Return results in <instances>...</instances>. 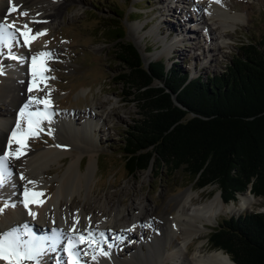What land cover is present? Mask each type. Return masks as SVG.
Returning a JSON list of instances; mask_svg holds the SVG:
<instances>
[{"label":"rangeland","instance_id":"374dc122","mask_svg":"<svg viewBox=\"0 0 264 264\" xmlns=\"http://www.w3.org/2000/svg\"><path fill=\"white\" fill-rule=\"evenodd\" d=\"M189 1L190 3H186L185 0H56L57 6L54 7L55 0H44V6L51 10L55 8L56 18L44 28L46 32L39 30L40 26L35 27L30 24L31 35L42 32L34 39L42 38L44 47L51 53L44 68L46 81L40 83L39 88L43 89L45 85H50L49 90L53 94V112L75 113L77 124L83 123L85 120L83 113L91 107H96V111L103 113L102 118L108 114L106 119L104 118L106 121L103 120L104 123L99 121L91 132L92 152L97 162L96 173L91 183V187L97 189V193L93 195L99 197L105 191L113 192L116 196H123L125 205L133 200L138 201L140 197L153 208L151 219L147 217L148 223L142 224L146 236L140 234L137 227H130L134 234L131 237L119 238L115 243L120 250L118 257L122 259H126L132 251H140L141 245L143 250L147 251L145 240L151 238L154 230L160 231L162 228L160 215L164 212L168 214L175 212L172 197L188 187L200 189L209 186L210 189H205L193 199L194 202H199L211 198L216 191L220 196V190L215 184L197 188L195 184L188 182V177L182 168L172 171L165 164L159 172L149 166L133 174L127 173L121 150L124 131L141 115L134 95L128 94V88L115 79L118 73L123 71L121 70L123 65L115 57V42L105 37L106 23L115 21L122 26L125 29V39L132 41L138 47L145 62L162 58L168 67L172 61H176L184 70L189 71L191 76L203 77L222 72L224 64L239 51V46L243 42L257 41L264 34V0H219L241 15L240 22L228 26L222 33L224 36L221 35L222 29L217 22L215 26L218 27L212 32L210 30V34L202 24L196 23L197 14L204 12L206 16L207 9L200 7L205 6L208 0ZM15 5L14 14L17 18L10 13L8 17L20 25L26 22L30 13L24 8L20 9L18 4ZM22 10L26 11L27 15H19ZM114 10L123 12V19L116 16ZM131 17L134 19L128 20ZM206 21L212 22L208 16ZM208 35L214 39L211 40ZM19 38L15 32L10 47L0 46V65H3V69L7 59L20 64L22 59L18 52L22 42ZM209 47H213V50H209ZM8 52L18 59L10 58ZM205 56L208 58L205 59ZM43 94L46 95L47 92H43L40 96ZM39 100L43 101V97H39ZM37 104L43 107L42 102ZM7 107L6 102H0V111H4ZM51 127L50 122H45L42 131L25 136L26 143L33 148L49 145L54 141ZM27 130L28 122L23 115L20 117L19 131ZM68 159L67 156L66 160ZM81 159L83 169L88 161V155L85 153ZM67 161L50 164L45 174L50 188H55L56 177L61 174ZM9 178L13 177L9 176ZM85 189V187L81 188V197ZM243 193L249 192L246 190ZM5 194L0 191V215L11 207L8 199L5 198L10 197ZM74 195L81 201L76 192L73 193ZM258 198L251 207L239 213L218 216L217 223L209 226L204 235L207 238L204 249L215 248L209 243L208 237L222 219L245 211H264V198ZM176 240L179 241L180 237L177 236ZM176 240L164 246L165 250H172ZM195 241L196 239L188 245V248H192ZM103 248H110L104 240ZM72 259L76 258L72 257ZM0 264H8V262L0 259ZM22 264L40 263L37 260H23ZM48 264L59 263L50 256Z\"/></svg>","mask_w":264,"mask_h":264},{"label":"bare ground","instance_id":"6f19581e","mask_svg":"<svg viewBox=\"0 0 264 264\" xmlns=\"http://www.w3.org/2000/svg\"><path fill=\"white\" fill-rule=\"evenodd\" d=\"M43 1L13 0V3L9 4V0H0V22L10 23L11 19L8 17L7 10L18 4L20 9L24 8L30 13L26 20L29 28L30 24H33L35 27L40 26L39 30H43L50 25L51 20L56 18L55 8L51 10L44 6ZM185 2L190 3L189 0ZM53 6H57L56 0ZM202 7L207 9L206 16L212 22L208 23L204 12H201L195 16L196 23L202 24L203 28L209 30V34L210 30L212 32L218 27L215 26L216 22L220 24L219 27L222 29L220 33L224 36L222 33L228 26L236 25L241 20L238 12L232 11L230 6L221 2L208 0L207 4L200 8ZM10 15L17 18L14 12ZM5 16L8 17L7 20ZM22 26L23 23L16 24L13 30ZM25 31L27 32L28 29ZM17 34L22 42L18 52L22 60L19 64L7 59L5 69L0 74V102L8 104L4 111H0V155L3 151H15L17 148L15 141L9 146L8 139L12 130L16 128L18 116L24 115L20 113V109L27 105L26 113L45 110V103H42L43 107H39L37 103L29 100V96L43 97V101L48 102L47 114L50 119L41 120L35 132L42 131L45 122H50L54 141L47 146L33 148L26 143L24 136L26 150L22 155L7 161L8 172L5 174L6 179L0 191L10 197L5 198L8 199L11 207L0 215V233L18 228L23 239H27L28 234L31 233L35 237L42 238L47 244H51L49 238L53 235L60 236L54 250L44 251L40 255L37 260L40 264H48L50 256H53L59 264H69V256L65 251L67 237L74 236L78 240L80 235L85 236L86 239L74 245L73 250L76 255L73 258L78 259L81 264H232L229 255L222 249H204L207 243L204 235L209 226L217 223L218 216L239 213L251 207L259 198L251 195L250 192V194L239 193L235 200L223 202L216 191L211 198L194 202L193 199L205 189H210L209 186L200 189L188 187L172 197L175 212L172 214L164 212L160 215L159 221L162 228L160 231L154 230L151 238L145 240L147 251H144L141 245L140 251L130 252L126 259L118 257L120 250L115 243L119 241V238L131 237L134 234L131 229L133 225L138 228L140 234L145 235L142 224L148 223L147 217L151 219L153 208L143 202L140 197L138 201L133 200L125 205L123 196H116L113 192L105 191L99 197L93 195L97 193V189L91 187L97 162L92 152L91 132L99 121L106 119L108 114H105L104 119L103 113L96 111V107H91L84 111L83 123L77 124L75 113H54L50 85H45L43 89L39 88L40 83L46 81L44 68L48 58H43L44 67L40 69V75L33 74L32 57L40 52H48L44 47L43 39H30L25 44L24 38L19 32ZM28 34L32 37L31 31ZM208 37L211 40L214 39L211 35ZM209 50H213V47H209ZM30 84L33 85L31 92H29ZM43 92L47 94L40 96ZM85 153L88 155V161L82 169L81 157ZM66 161L63 171L56 177L55 188H50L47 185L49 181L45 179L50 164ZM9 176L13 178L8 179ZM82 187L86 188L83 197H81ZM25 189H28L27 199L24 195ZM74 192L80 196L81 201L75 195L73 196ZM34 193H40V195H34ZM25 203L28 205L27 208ZM30 212L35 215H31ZM24 225L27 227L25 228ZM53 229H56L57 233H53ZM101 233L103 236L100 235ZM89 234L95 243L89 242L87 239ZM177 236L180 237L179 241L176 240ZM174 239L176 242L172 245V250H165L164 246L172 243ZM194 239L196 241L193 247L188 248ZM103 240L109 246L111 245L109 249L103 248ZM94 256L95 259H93Z\"/></svg>","mask_w":264,"mask_h":264},{"label":"trees","instance_id":"16d2710c","mask_svg":"<svg viewBox=\"0 0 264 264\" xmlns=\"http://www.w3.org/2000/svg\"><path fill=\"white\" fill-rule=\"evenodd\" d=\"M105 29L123 65L115 79L134 95L141 115L124 131L127 173L149 166L159 172L165 164L182 168L197 188L215 184L224 202L246 190L264 198V34L243 42L222 72L203 77L176 61L167 67L162 58L145 66L122 26L110 21ZM208 238L232 264H264V211L224 218Z\"/></svg>","mask_w":264,"mask_h":264},{"label":"snow or ice","instance_id":"6c2138e0","mask_svg":"<svg viewBox=\"0 0 264 264\" xmlns=\"http://www.w3.org/2000/svg\"><path fill=\"white\" fill-rule=\"evenodd\" d=\"M219 3V0H216ZM13 0H9V4H12ZM16 10V6L9 7L8 13H12ZM21 16L27 15L26 11H20L18 13ZM8 17L5 16V20ZM17 21H12L11 23H3L0 22V46L4 48H8L11 45V41L15 36V32H19L20 35L24 38L25 44L29 42L30 39H34L35 36L41 35L42 32H37L34 36L30 37L28 32L31 31L29 28V24L27 22L23 23L21 28H14V25ZM28 29V32L25 31ZM46 32L47 30H42ZM7 55L12 59H18V57L14 56L11 52H8ZM50 52H40L37 55L32 57L33 61V74L34 76L40 75V69L44 67L43 58H50ZM3 73V65H0V74ZM33 85H29V92L32 91ZM29 100L34 103H45V110L40 111L36 110L33 112H25V107L20 109V113L24 114L25 119L28 122V130L26 132H19L20 127V117L17 118L16 128L12 130L11 136L8 139V145L11 146L13 141H15L17 148L15 151L7 150L3 151L2 155H0V185H3L6 179V172H8V164L7 161L11 158L17 157L18 155H22L23 151L26 150V144L24 143V136L26 135H35V129L39 128L40 121L43 119H50L47 114V101H40L38 97L29 96ZM21 178L23 179V174H21ZM30 183H34L30 181ZM26 199L28 197V189H25L24 193ZM34 195H40V193H34ZM37 203L41 201H35ZM27 203H25V207L27 208ZM31 215H35V213L30 212ZM26 228L27 225H24ZM135 227V225H133ZM53 233H57L56 229H53ZM103 236V233L100 234ZM51 240V244L44 243L42 238L35 237L33 234L29 233L27 239L22 238V234L18 232V229L13 228L3 233H0V259H3L8 262V264H22L23 260H38L40 255L44 251H52L54 250V246L58 243L60 236L53 235L49 238ZM86 238L83 235L79 236V239H75L74 236L67 237V246L65 247V251L69 256V264H81L78 259H72L73 256L76 255V252L73 250L74 245L76 243L84 241ZM90 243H95L92 240L91 235L87 237ZM111 247V245H110ZM107 255V253H103ZM95 259V256L93 257Z\"/></svg>","mask_w":264,"mask_h":264},{"label":"water","instance_id":"95a60500","mask_svg":"<svg viewBox=\"0 0 264 264\" xmlns=\"http://www.w3.org/2000/svg\"><path fill=\"white\" fill-rule=\"evenodd\" d=\"M134 44V43H133ZM135 45V44H134ZM136 46V45H135ZM137 47V46H136ZM137 49H138V47H137ZM138 51L140 52V50L138 49ZM140 54H141V52H140ZM141 57H142V54H141ZM143 59V58H142ZM143 62H144V65L146 66V62L143 60ZM152 84L153 85H155V86H162V84H161V82H159L158 80H156V79H154L153 80V82H152ZM173 101L175 102L176 100H175V98L173 97ZM248 192H249V190H247ZM251 193V192H250ZM252 194V193H251ZM253 195V194H252ZM232 261V260H231ZM232 263H233V261H232Z\"/></svg>","mask_w":264,"mask_h":264}]
</instances>
